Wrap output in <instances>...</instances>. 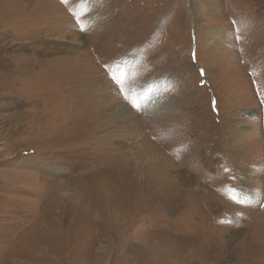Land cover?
<instances>
[{"label": "rangeland", "instance_id": "obj_1", "mask_svg": "<svg viewBox=\"0 0 264 264\" xmlns=\"http://www.w3.org/2000/svg\"><path fill=\"white\" fill-rule=\"evenodd\" d=\"M262 219L264 0H0V264H264Z\"/></svg>", "mask_w": 264, "mask_h": 264}, {"label": "bare ground", "instance_id": "obj_2", "mask_svg": "<svg viewBox=\"0 0 264 264\" xmlns=\"http://www.w3.org/2000/svg\"><path fill=\"white\" fill-rule=\"evenodd\" d=\"M5 21H6V18H5ZM69 38V37H68ZM54 45V44H53ZM52 69V68H51ZM87 70V69H86ZM57 73V72H56ZM55 73V74H56ZM86 73V72H85ZM47 74V73H46ZM66 78V77H65ZM40 80H42V78H40ZM43 81V80H42ZM68 81V80H67ZM84 81V80H83ZM87 84V83H86ZM85 84V85H86ZM90 85V84H89ZM74 86V85H73ZM44 92V91H43ZM56 93H57V91H55ZM45 93V92H44ZM46 94V93H45ZM47 95V94H46ZM48 97H50V96H48ZM88 104V103H87ZM88 113H90L89 111H88ZM118 113V112H117ZM118 114H120L121 115V113L119 112ZM48 116V115H47ZM45 118V117H44ZM55 117H53V119H54ZM57 118V117H56ZM59 118V117H58ZM45 120V119H44ZM40 129V128H39ZM187 183L188 184H191V181H189L188 179H187ZM245 190V189H244ZM245 192V191H244ZM247 194H250V191L247 193ZM209 195V194H208ZM215 197V196H214ZM217 200V199H216ZM219 202V201H218ZM221 204V203H220ZM251 214V213H250ZM253 214V213H252ZM252 214H251V216H252ZM256 214V216H258V215H260V214H257V213H255ZM253 218H254V215H253ZM260 219V218H259ZM205 220V219H204ZM253 223V222H252ZM262 236L264 237V223H263V219H262ZM234 238L235 237H233V239H231V240H234ZM212 240V239H211ZM264 240V239H263ZM207 242V241H206ZM214 245V244H213ZM215 246V245H214ZM262 246V245H261ZM216 248H217V246H215ZM222 247V246H221ZM189 251V250H188ZM220 251H222V250H220ZM228 254V253H227ZM230 254V253H229ZM229 258V257H228ZM260 263H262V261H260Z\"/></svg>", "mask_w": 264, "mask_h": 264}]
</instances>
